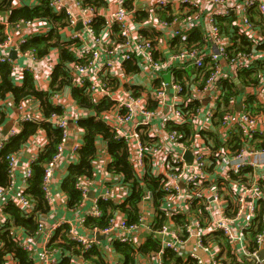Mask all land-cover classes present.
<instances>
[{"label":"built area","instance_id":"1","mask_svg":"<svg viewBox=\"0 0 264 264\" xmlns=\"http://www.w3.org/2000/svg\"><path fill=\"white\" fill-rule=\"evenodd\" d=\"M124 1L115 0V8H97L93 5L83 4L82 0H52L49 2V7L55 12H64L68 19L67 26L73 27L80 23L83 28V33H73L69 40L72 41L69 50L72 51L75 60L64 64L72 83L78 87L85 86L94 101L110 99L114 102L112 109L101 113H105L107 117L103 118L101 115H96L95 118L103 119L113 138L124 141L130 147L132 162L137 172L145 166L146 161L150 165L151 162L163 164L167 172L170 169L169 165H173V163L176 165L174 170L169 171L165 177L163 190L167 194L166 197L172 199L187 196L188 209L193 202L200 203V201L206 202V205L209 202L216 203L217 206L207 207L201 203L206 206V214L202 218L194 216L182 228V236L170 233L167 225H163L158 230H153L152 221H149L141 212L138 220L132 223H128L122 215L116 213L114 217L110 218L107 226L97 231L105 234L120 232L121 235L116 238V241L138 246L136 233L147 229L159 239L162 248L170 249L179 254L180 247L186 238H194L197 246L211 254L210 264H234L225 258L224 253L220 255V249L214 244L204 241L205 235L220 231L238 264H264V148L256 147L257 143L264 141V81L262 85L254 89V94L258 97L261 108L259 113H252L243 106L242 109L238 110L234 107L237 98L231 97L229 99L230 110L222 115L220 125L217 127L221 145L220 148L212 151L207 145L202 148L191 141L189 143H187L188 141H178L175 130L165 131V133L157 136L149 134L155 138V141L148 146L143 145L138 136L139 128L141 126L149 127L152 119L157 115V109L150 108L146 99L133 91H127L121 97L112 95L107 79L108 75L114 77L110 75L109 69L111 67L120 68L125 61L135 59L156 79L152 91V100L156 106L162 107L165 102L170 103V114L166 120L180 123L184 122V117L188 116L186 120L191 121L194 128L202 115L212 122L217 103L222 102L223 86L221 81L232 74L234 75L236 70L249 68L263 58L264 51L257 49L255 45L258 47L262 44L264 36L252 23L249 17V9L256 7L260 16L262 15L264 18V0H145L144 3H137V0H134L131 11L122 6ZM203 4L208 6L206 13L203 12ZM146 6L150 12L148 20L156 18V9L167 6L174 8L172 20H157L156 27L168 31V39L178 37L179 49L169 52L162 59L155 58L154 41L147 38L140 32V29L135 27L134 14L136 9H144ZM181 8L184 10H180ZM190 8L198 10L192 15L182 16L185 10ZM231 15L236 17L232 25L237 32L246 36L253 44L250 50L231 51L234 50L231 48L232 42L220 30L216 20L218 16L228 17ZM96 17H101L104 21L103 29L98 34H95L92 29ZM178 21L179 29H173V25H176ZM0 23L6 25V37L0 40V63L10 65L15 80H17L15 77L18 75L19 77L22 76L23 71L31 73L37 79V64L41 58L37 57L33 49L21 50L20 47L28 37L35 33L34 29L39 28L41 21L19 20L14 24L7 25L6 21L4 22L0 17ZM113 24L118 26L116 36L121 37L120 41L115 38V45L108 43L102 36L103 31L108 30L107 33L110 32ZM8 27L19 31L25 29L26 34L20 38H14L7 33ZM197 28L203 33V43L188 45L190 34ZM42 30L44 32V29ZM11 51H15V55L22 57V66L13 62L12 57L8 55ZM223 62L227 65V69L223 68ZM184 63L193 64L198 70L202 84L198 89V96L182 94L183 87L179 83L173 82L174 77L172 75H170L169 82L163 77L168 72L172 74V68H178ZM38 87L41 88L39 85ZM252 90L246 89L244 94L246 95ZM260 95L262 97L259 98ZM206 97L210 100L208 107L203 105ZM31 100L33 99H24L17 106L18 109L22 110ZM191 101H196L199 106L194 114L186 115L178 104L186 106ZM42 119L43 116L22 115L18 123L23 121L38 122ZM47 121L61 131L60 142L51 161L46 164L42 179L41 188L49 203L51 200L48 187L49 179L53 168L63 156L69 128L63 112L62 114L52 113ZM127 125L129 126L127 127ZM16 132V128H9L0 139V149L6 140ZM233 132L240 133L241 147L235 151H231L227 146ZM166 142L170 144L164 148ZM177 146L183 152L174 155L170 147ZM79 147L80 143H75L71 148L73 153H76ZM187 150L191 151L193 155L190 163L184 158V152ZM146 155L149 160L145 161ZM35 157L30 160L29 165L24 170L25 179L31 176L30 166ZM7 160L10 180L6 187H0V225L3 227H6L7 223L8 226L13 225L11 215L6 210L10 204H14L22 209L27 216H34L37 220V230L34 234H39L44 230V223L40 218L41 214L34 212L32 202L23 194L24 190L18 192L14 198L7 197V194L12 192L14 187L11 176L17 163V153L7 156ZM210 165L216 166L218 176L211 181L208 192L203 194L200 186L208 177ZM95 175L96 171L93 169L90 177L79 178L75 182V188L80 192L82 200L85 199L90 181ZM180 182H183L184 186H180ZM111 186L108 182L103 183V192L97 201L112 200ZM142 199V201H152L150 191H146ZM97 201L91 206L82 223L86 217H99L101 215ZM229 203L231 209L230 212H227L222 204L229 206ZM204 223L205 225H203ZM252 231L254 233L251 234ZM169 234L171 238L166 239L165 237ZM51 236L52 232L48 230L46 233L47 241L43 247L45 257L51 253L47 247ZM68 237L81 246L83 250H89L95 245L93 238L78 235L70 225ZM14 238L20 248L27 252L31 251L29 241ZM190 256L197 260V264H204L193 253ZM154 257L156 261L152 264H164L160 252ZM1 264L19 263L12 254H5ZM50 264H57V260L51 258Z\"/></svg>","mask_w":264,"mask_h":264},{"label":"trees","instance_id":"2","mask_svg":"<svg viewBox=\"0 0 264 264\" xmlns=\"http://www.w3.org/2000/svg\"><path fill=\"white\" fill-rule=\"evenodd\" d=\"M34 1L36 4L31 6L27 4L15 5V0H0V14L5 13L7 15V25L14 24L19 20H39L48 23L50 27L47 31L31 35L20 48L21 50L33 49L39 58L44 57L51 49L56 48L59 51L60 60L52 70L49 87L46 90L39 88L36 79L27 71H23L20 83L17 84L13 78L10 65L8 63H0V127L5 124L6 120V111L2 102L7 98H11L15 107L26 98L33 99L37 101L43 116V119L38 122H21L19 124V130L12 137L8 138L4 143V146L0 149V187H6L10 180L7 171V156L13 153H18L31 136H33L38 130H42L46 135L47 142L44 147L38 150L35 159L31 163V176L26 179V188L23 191V194L32 202L34 212L45 214L49 211V203L45 199L41 188L42 179L46 164L51 161L61 138L60 129L47 121V118L52 113L62 114L63 112L60 106L54 104V95L60 92L64 87H70L75 102L81 107H89L93 109L96 115L112 109L114 102L110 99L94 101L85 86L78 87L72 83L70 74L66 69V65H64L65 63L75 60L72 51L69 50L72 41L61 42L59 37V30L68 24V19L63 11L55 12L49 7V2L52 0ZM133 1L134 0H125L122 6L126 10L131 11L133 8ZM82 2L85 5H93L97 8H104L107 6L105 0H82ZM180 10L184 9L181 8ZM197 10L198 9L195 8L187 9L182 16L192 15L197 12ZM249 10V17L252 23L264 36V18L262 15L260 16L256 7H251ZM155 16L156 20L164 19L171 21L174 17V8L172 6H167L166 8L156 9ZM149 18L150 12L147 9H136L134 14L136 22H146ZM235 18V15L228 17L218 16L216 20L220 30L226 34L232 42L231 48L234 49L231 50L232 52L237 50H250L253 46L251 41H249L246 36L240 35L232 25ZM103 26V19L101 17H96L92 24L94 33L98 34L101 32ZM5 28L6 25L0 23V40H3L6 37ZM111 29L113 31L116 30L118 33V26L116 24H113ZM140 32L152 40L160 35L159 32L143 27L140 29ZM114 36L118 41L121 40V37L116 36L115 32ZM203 41V33L197 28L190 34L188 45H194L197 43L201 44ZM179 43V38L173 37L169 42L170 50L176 51L179 49ZM255 47L264 51V42L258 45V47L255 45ZM155 58L157 57L155 56ZM125 69L131 71L136 70V67L129 64L125 66ZM196 70L197 69L194 65L190 63H184L178 68L171 69L172 76L174 77L172 79L173 82L179 83L183 87L182 94H191L188 88L189 78ZM107 79L109 87H111L112 90V87L115 85L114 77L108 75ZM263 81L264 58L256 61L255 64L249 68L236 70L234 75L221 81L223 86L221 92L222 102H218L215 109L214 119L212 121L214 129L213 131L203 129L197 131L203 144L209 146L212 151L220 148L221 144L217 133V127L220 125L222 115L230 110L229 99L231 97L239 98L240 93L245 92L246 89H256L259 85L263 84ZM200 84L201 82L198 84L199 88L202 86V84ZM246 96L245 107H247L252 113H259L261 109L259 102L257 105H254L256 102V94H246ZM178 106L182 108L184 114L192 115L199 104L196 101H191L186 106H184V104H178ZM187 118L188 116L184 117L185 121L180 123L166 120L165 130H175L178 135V141H188L187 143H189L193 139L194 130L192 129V122L186 120ZM77 126H79L84 133L83 141L80 147L76 150L78 160L76 163H70L68 165L67 175L61 185L63 192L68 197V207L74 208L82 201L80 192L75 188V182L79 178L90 177L91 171L93 170L92 163L97 152L96 140L99 137L105 141L107 153L111 158V161L107 164L106 170L112 174L119 175L123 183L129 189V194L121 202H116L114 200H98L97 205L101 211V215L99 217H86L84 219V226L86 228L97 230L104 228L108 225L110 218L114 217L116 213L122 214L128 223L136 222L141 211L140 203L143 200L142 197L145 195L146 191H150L152 197L151 203H154L155 205L159 204L161 200L163 201V199L166 198L167 194L163 190L166 176L163 174H153V170L150 166H144L143 174L140 176L132 162L130 147L124 141L113 138L108 125L103 119H96L95 117L80 118L77 120ZM138 136L141 143L145 146H148L155 141V138L149 135L147 126H141L139 128ZM227 146L231 151L240 148V133L233 132ZM256 147L264 148V141L257 143ZM146 160H149L147 155L145 156V161ZM146 163H148V161H146ZM169 167V171L171 172L176 165L173 163V165H169ZM205 207L206 206L195 204L197 212L195 216H200L202 218L206 214ZM6 211L11 215L14 224L24 228L27 233L33 234L37 230V220L33 215L27 216L22 209L14 204H10ZM172 218L182 227L189 222V218L187 219L185 215L178 213L173 214ZM164 220L165 213L161 210H157L156 217L151 224L152 229H160ZM3 228L4 227L0 225V242L3 245L0 250V264L2 263V257L5 254H12L19 264H32V261L28 257V252L17 245L15 238L10 231ZM68 228V224L57 227L54 236L51 237L52 239L49 243L50 246L47 245L49 250L50 248L53 249L52 247H60L69 253L68 256H65L62 261L57 264H69L72 257L78 255L87 259L91 258V255H95L97 256V258L94 259L95 264H106L101 259V254L95 245L89 250H83L76 242L69 239ZM252 233H254V231H252L251 234ZM204 241L214 244L220 249V255L225 253V258L234 264H238L229 249V245L224 235L220 231H214L205 235ZM113 247L116 251L124 255V264H134L135 256L137 254H139V256H151L161 249L159 239L153 235H151L145 243L138 246L114 241ZM162 256L164 264H197L196 260L190 256L185 261L180 258L177 259L174 256V252L170 249H162ZM172 260H174V262H172Z\"/></svg>","mask_w":264,"mask_h":264},{"label":"crops","instance_id":"3","mask_svg":"<svg viewBox=\"0 0 264 264\" xmlns=\"http://www.w3.org/2000/svg\"><path fill=\"white\" fill-rule=\"evenodd\" d=\"M107 3V8H115L116 3L115 0H105ZM134 2V1H133ZM145 0H137V3H144ZM15 5H35L34 0H15ZM203 12H207L208 6L206 4H203ZM148 6H146L144 9L146 10ZM0 17L4 22L7 20V15L4 13L0 14ZM157 20L151 19L147 22H135V27L137 29L143 28H149L151 30H154L156 32H159L160 35L156 37L154 41L155 46V56L157 59H162L165 55H167L169 52H173L170 50V44L169 42L171 39H168V31H166L163 28L156 27L158 24ZM50 25L46 22H41L39 25V28H35V33H41L44 29V31H47L49 29ZM173 29H179V21L175 25H173ZM108 31V30H107ZM107 31H103L102 36L105 37L106 41L110 44L115 45V35L117 34L116 30L113 31L110 29V32L107 33ZM83 33V28L80 23H78L76 26L69 27L64 26L59 30V37L61 42H66L70 40V37L73 33ZM7 33L10 34L14 38H20L26 34V30H13L12 27H8ZM34 33V34H35ZM87 39V37H85ZM112 45V46H113ZM175 51V50H174ZM1 54V51H0ZM11 53L9 52L8 55ZM15 55V54H14ZM12 60L15 64L22 66L23 59L19 55L11 56ZM264 58V55H263ZM60 55L58 49H51L50 52L42 57L39 60V63L37 64V84L43 89L46 90L49 87V81L51 78V73L53 68L59 63ZM131 64L132 66L136 67V70L127 71L125 69L126 65ZM222 66L224 69H227V65L223 62ZM110 75L114 76V82L115 85L112 87V95L115 96H123L124 93L127 91H133L135 93L141 94L147 101L148 106L154 107L152 109H157V115L152 119L151 124L148 127L149 134L153 136H157L159 134L165 133V122L167 117H169L170 114V103L165 102V104L160 107L156 106V103L152 100V91L154 89L155 81L156 79L153 77V75L144 69L142 65L138 64V61L133 59L131 61H125L120 68L118 67H111L110 69ZM172 75V74H170ZM233 75V74H232ZM22 77V76H21ZM21 77L19 75L15 78L17 84L20 83ZM200 78L198 76V70L195 71L194 74L191 75L189 78L188 88L193 96H198V89ZM264 85V84H263ZM136 89V90H135ZM247 94L252 95L254 94V89L251 92H248ZM262 97V95L259 96V98ZM246 99L247 96L243 93H240V97H237V103L234 106L236 109H242V106L245 107L246 105ZM259 99L256 97V103H258ZM53 102L55 105H58L63 110V115L65 120L67 121L68 128H69V134L65 142V150L63 152L62 158L57 162L56 166L53 168L52 175L49 179V192L51 200L49 202V211L45 214H41L40 218L44 223V230L43 232H40L39 234H29L25 231L24 228L20 226H16L14 223L12 226H6L3 229L10 231V233L16 237L21 238L25 241H29L31 246V251L28 252V257L32 261V264H50V259L55 258L57 260V263H60L62 259L65 256H68L69 253L65 251V249H62L60 247H52L50 248V255L48 257L44 256L43 253V247L45 246V243L47 241L46 239V233L48 230H51L52 236H54L55 231L57 230V227L61 225L68 224L70 227L73 228V230L81 236L93 238L95 240V247L97 250H99L101 254V259L106 264H124L125 258L124 255L118 251L115 250L113 247L114 241H116V238H118L121 233L120 232H111L109 234L101 233L97 231V229H89L84 226V223H82L83 218L88 213L89 209L95 202L97 201L99 195L103 192V183H110L112 186V200L116 202H121L124 200L127 195L129 194L128 187L123 183L121 177L117 174H112L106 170L107 164L111 161L110 156L107 153L106 150V144L105 141L102 138H98L96 140V157L93 160V169L96 171L95 177H93L90 181L89 190L88 193L83 199L79 205H77L74 208L68 207V197L63 192L61 185L64 180V178L67 175V167L70 163H76L78 158L76 153H73L72 146L75 143H82L84 133L83 130L77 126V123H75L76 120L80 118H86V117H95L96 113L93 109L89 107H81L79 106L72 96V91L70 87H64L60 92L56 93L53 97ZM209 98L206 97L203 101V105L208 107L209 105ZM245 103V104H244ZM2 104L5 107L6 111V120L5 124H3L0 127V139L2 136H4V130L5 127H11L16 128V131L19 130V119L22 115H33V116H42V112L39 108V105L37 101L31 100L28 105H26L22 110L18 109V107H15L12 103L11 98H7L2 102ZM101 115V117L105 118L107 117L105 113L98 114ZM129 125H127L128 127ZM195 128L192 126V129L194 130L193 139L191 142L195 145H199L202 148L205 146L203 144V141L201 137L198 135L197 129H203L207 131H213L214 126L213 123L206 118V116L202 115L200 116V121L197 125H194ZM47 142V138L45 133L42 130H38L33 136L29 138L27 143L22 146L21 150L17 153V163L15 166V169L13 171V174L11 178L14 182V187L12 192L7 194V197H16L18 192H21L25 190L26 188V179L24 176V170L29 165L30 160L36 156L38 150ZM170 143H165L164 148L167 147ZM172 153L174 155L180 154L183 152V150L177 146V147H170ZM132 155V152H131ZM146 167L150 166L153 170V174H163L168 175L169 172H167L164 168V165L158 162H151V165L146 163ZM216 166L210 165L208 169V177L203 183L201 184V191L203 194L208 192V188L210 187V183L212 180L217 178L218 173L216 172ZM144 169L142 168L140 171H138L139 175L142 176ZM180 186H184L183 182H180ZM188 197H177V198H164L163 201L161 200L159 204L155 205L154 203H151L152 201H141L140 203V209L141 214L145 215L149 221H153V219L156 217L157 210H161L165 213V220L162 224L167 225L170 233L176 234L178 236L183 235L182 226L179 225L177 222L174 221L172 218L173 214H181L185 215L186 218H189V221L194 218V216L197 214L195 209L196 205H206L207 203L204 201L193 202L191 204L190 209H188ZM202 203V204H201ZM227 204V203H226ZM207 207H216V203H210L206 205ZM223 207H225L227 212H230L231 205L229 203V206L222 204ZM120 214V213H118ZM122 215V214H120ZM60 224V225H59ZM205 225V223L203 224ZM153 233H151L147 229H143L141 231H138L136 233V241L137 245H141L142 243H145V241L151 237ZM49 238L47 245L50 246V241L52 238ZM166 239H170L171 235H167L165 237ZM2 243L0 242V250L2 248ZM161 246V245H160ZM162 248L157 251L155 254L160 252V256L163 260L162 256ZM180 254L174 253V256L177 259H181L185 261L191 253H193L197 259L199 258L204 264H210V257L211 254L207 251H204L201 249L197 244L195 243L194 238H186L185 242L180 247ZM147 255V256H139L137 254L135 256L134 264H152L156 261V258L154 255ZM225 255V253H224ZM191 257V256H190ZM97 256L91 255V258H85L83 256H75L72 257L69 264H95L94 259H96ZM174 262V260H172ZM197 262V260H196Z\"/></svg>","mask_w":264,"mask_h":264},{"label":"water","instance_id":"4","mask_svg":"<svg viewBox=\"0 0 264 264\" xmlns=\"http://www.w3.org/2000/svg\"><path fill=\"white\" fill-rule=\"evenodd\" d=\"M11 54V56H15L14 54H15V51H11L10 52ZM164 79L167 81V82H169V79H170V74H169V72L168 73H166V74H164ZM9 128L10 127H5V130H4V134H6L7 133V131L9 130ZM192 153H191V151H189V150H187V151H185L184 152V158L186 159V161L188 162V163H190V161L192 160ZM262 254V253H261ZM260 254V257L262 256ZM263 254H264V252H263Z\"/></svg>","mask_w":264,"mask_h":264}]
</instances>
